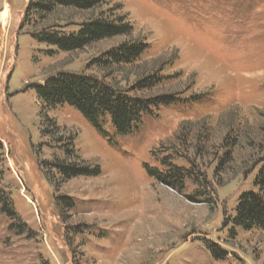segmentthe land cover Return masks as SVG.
<instances>
[{
  "label": "rangeland",
  "instance_id": "obj_1",
  "mask_svg": "<svg viewBox=\"0 0 264 264\" xmlns=\"http://www.w3.org/2000/svg\"><path fill=\"white\" fill-rule=\"evenodd\" d=\"M29 3L0 0V191L18 215L0 209V264H264V231L233 221L264 164V0H106L26 21ZM98 17L132 30L71 52L34 36ZM136 41L135 62L98 61ZM61 72L173 100L128 135L108 120L104 135L73 106H44L34 86ZM69 137L99 175L52 168ZM169 165L191 169L182 190L158 178Z\"/></svg>",
  "mask_w": 264,
  "mask_h": 264
},
{
  "label": "trees",
  "instance_id": "obj_2",
  "mask_svg": "<svg viewBox=\"0 0 264 264\" xmlns=\"http://www.w3.org/2000/svg\"><path fill=\"white\" fill-rule=\"evenodd\" d=\"M104 1L106 0H30L25 19L26 21L29 18L44 19L58 6L89 10ZM131 30L132 25L121 19L110 21L98 17L84 22L76 32L65 33L43 28L34 36L39 42L54 46L57 50L71 52L106 38L129 34ZM146 49L147 46L143 42L123 43L110 50L107 53V58L98 61L105 66L132 63L140 59ZM53 51L55 50H49V53L51 54ZM150 84L152 85V82L146 83L144 80L138 86L144 88ZM34 88L46 108H55L65 104L73 106L104 135L107 134L104 124L108 120L115 127L117 133L128 135L136 131L142 114L149 111L152 103H169L173 100L169 95L157 97L155 101L144 100L128 94L99 77L85 73L61 72L51 77L45 84L35 85ZM73 143V137H69L63 142L62 149L67 157L66 159L57 158L50 164L52 168L61 174L64 180L79 176L99 175L100 166H92L82 161L76 154ZM73 157L80 160L71 161ZM169 166V170L160 173L158 178L169 183L172 187L182 190L186 177L193 176L191 169ZM195 177L194 175L192 179L195 180ZM253 183L254 189L244 191L239 196L233 221L246 230L257 228L264 231V164L256 173ZM62 199L66 208L72 207L70 200H66L64 197ZM0 209L11 218H18L9 195L4 191H0ZM210 246L215 257H223L217 245L211 244Z\"/></svg>",
  "mask_w": 264,
  "mask_h": 264
},
{
  "label": "bare ground",
  "instance_id": "obj_3",
  "mask_svg": "<svg viewBox=\"0 0 264 264\" xmlns=\"http://www.w3.org/2000/svg\"><path fill=\"white\" fill-rule=\"evenodd\" d=\"M7 14H8V10L6 9V10L4 11V13H3V16L5 17V16H7Z\"/></svg>",
  "mask_w": 264,
  "mask_h": 264
}]
</instances>
